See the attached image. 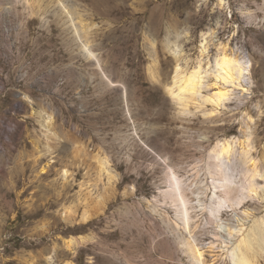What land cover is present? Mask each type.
<instances>
[{"label":"rangeland","instance_id":"374dc122","mask_svg":"<svg viewBox=\"0 0 264 264\" xmlns=\"http://www.w3.org/2000/svg\"><path fill=\"white\" fill-rule=\"evenodd\" d=\"M210 27L253 85L183 113L168 85ZM244 122L264 170V0H0V264H197L154 198L168 167L192 174ZM262 215L249 198L205 224L204 264H233L214 232L233 241Z\"/></svg>","mask_w":264,"mask_h":264},{"label":"bare ground","instance_id":"6f19581e","mask_svg":"<svg viewBox=\"0 0 264 264\" xmlns=\"http://www.w3.org/2000/svg\"><path fill=\"white\" fill-rule=\"evenodd\" d=\"M219 4H223V0H219ZM216 32V28L210 27L202 33L197 65L191 70L177 66L173 80L168 85V92L183 113L191 112L192 105L204 109L207 103L212 104L214 111H220V108L228 106L235 94L251 91L253 80L250 58L227 42H215ZM213 44L217 51L212 55ZM210 78L214 79L213 83L209 82ZM212 85L216 89L209 92ZM248 119L252 120L253 117L249 116ZM248 128L244 122L242 136L217 140L208 150L205 162L192 174L181 177L168 167L165 170L168 188L154 198L159 208L173 207L174 218L167 215L163 218L169 227L190 233L189 236H180L181 242L197 264H204L201 239L205 224H215L221 228L219 220L226 207L237 210L246 199H264L260 195V190H264V183L261 182H264L261 179L264 170L259 159L253 155L254 145ZM99 162L101 166L105 163L102 159ZM244 212L250 214L248 210ZM217 231L209 245L213 249L218 247L215 242L221 241L233 264H256L255 256L264 253V215L254 217L246 229L244 224L235 228L227 227L229 235H237L233 241Z\"/></svg>","mask_w":264,"mask_h":264},{"label":"snow or ice","instance_id":"6c2138e0","mask_svg":"<svg viewBox=\"0 0 264 264\" xmlns=\"http://www.w3.org/2000/svg\"><path fill=\"white\" fill-rule=\"evenodd\" d=\"M261 179H264V177H261Z\"/></svg>","mask_w":264,"mask_h":264}]
</instances>
